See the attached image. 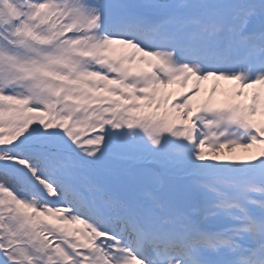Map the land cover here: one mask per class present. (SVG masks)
Returning <instances> with one entry per match:
<instances>
[{
	"label": "snow or ice",
	"instance_id": "6c2138e0",
	"mask_svg": "<svg viewBox=\"0 0 264 264\" xmlns=\"http://www.w3.org/2000/svg\"><path fill=\"white\" fill-rule=\"evenodd\" d=\"M0 264H264V0H0Z\"/></svg>",
	"mask_w": 264,
	"mask_h": 264
}]
</instances>
